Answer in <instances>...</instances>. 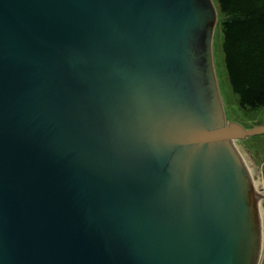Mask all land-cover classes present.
Returning <instances> with one entry per match:
<instances>
[{"label": "water", "instance_id": "obj_1", "mask_svg": "<svg viewBox=\"0 0 264 264\" xmlns=\"http://www.w3.org/2000/svg\"><path fill=\"white\" fill-rule=\"evenodd\" d=\"M214 0H0V264H259Z\"/></svg>", "mask_w": 264, "mask_h": 264}, {"label": "trees", "instance_id": "obj_2", "mask_svg": "<svg viewBox=\"0 0 264 264\" xmlns=\"http://www.w3.org/2000/svg\"><path fill=\"white\" fill-rule=\"evenodd\" d=\"M229 85L240 108L264 107V0H214Z\"/></svg>", "mask_w": 264, "mask_h": 264}, {"label": "rangeland", "instance_id": "obj_3", "mask_svg": "<svg viewBox=\"0 0 264 264\" xmlns=\"http://www.w3.org/2000/svg\"><path fill=\"white\" fill-rule=\"evenodd\" d=\"M223 21L221 15L218 14V22L213 39V59L226 122L237 123L246 129L262 126L264 125V107L257 110L240 108L238 100L229 85L222 53L223 37L221 25ZM235 145L254 180V185L260 184V186L255 188L259 195L261 194V224L264 227V135L237 141ZM261 254H263L264 258V234Z\"/></svg>", "mask_w": 264, "mask_h": 264}, {"label": "built area", "instance_id": "obj_4", "mask_svg": "<svg viewBox=\"0 0 264 264\" xmlns=\"http://www.w3.org/2000/svg\"><path fill=\"white\" fill-rule=\"evenodd\" d=\"M263 234H264V227H263L262 237H263ZM259 264H264L263 254H261V258H260V263Z\"/></svg>", "mask_w": 264, "mask_h": 264}, {"label": "bare ground", "instance_id": "obj_5", "mask_svg": "<svg viewBox=\"0 0 264 264\" xmlns=\"http://www.w3.org/2000/svg\"><path fill=\"white\" fill-rule=\"evenodd\" d=\"M258 186H260V184H255V187L257 188ZM257 190V189H256ZM259 193V192H258ZM261 195V194H260ZM262 233H263V226H262Z\"/></svg>", "mask_w": 264, "mask_h": 264}]
</instances>
